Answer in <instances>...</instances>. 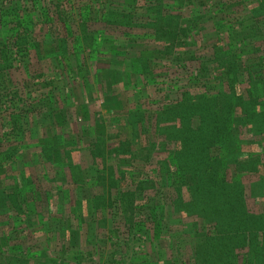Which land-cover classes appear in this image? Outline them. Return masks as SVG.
I'll use <instances>...</instances> for the list:
<instances>
[{"label": "trees", "instance_id": "obj_1", "mask_svg": "<svg viewBox=\"0 0 264 264\" xmlns=\"http://www.w3.org/2000/svg\"><path fill=\"white\" fill-rule=\"evenodd\" d=\"M3 1L7 3L0 7V16L6 15L8 21L0 23L1 33L5 24L12 25L0 38V72L15 67L13 62L25 50L34 49L38 56L43 43L31 36L37 18L41 20L38 16L33 19L36 9L46 22L52 21L47 3L30 0V6L22 0ZM120 1L88 0L84 8L89 16L94 10L89 4L100 5L95 9L101 14L97 20L109 27L129 29L121 35L123 43L121 36L104 38V30L85 32L83 23L89 17L84 19L83 15L80 33L71 35L69 21L60 17V4L53 5L51 0L58 20L64 23V36L54 37L55 52L66 56L81 44L91 46L94 40L107 39L106 47L100 42L90 51L98 54L107 48L104 51L112 72H116V65H125L147 83H152L157 67H168L173 60L195 61V66L188 70L182 65L186 71L182 80L188 83L176 98L166 103L154 101L156 106L148 109L149 97L138 99L126 115L130 132L122 134L117 147L103 135L86 141L93 146V171L102 190L104 186L116 188L115 194H107V204L122 215V224L133 236L141 232L147 240L158 241L171 224L180 225L171 234L176 244L168 248L171 257L162 264H264V0ZM190 2H194V10L184 15L181 6ZM124 5L131 6L129 11ZM50 40L53 43L52 37ZM20 97L17 89H0V108L6 107V102L17 108L14 100ZM22 111L21 107L9 113L0 109V245L11 237L8 230L13 227L12 218L20 219L12 231L18 236L37 225L27 213V198L37 208L38 197L46 196L49 202L58 191L41 182L36 167L45 155L40 147H33L34 152L30 148L31 137L36 142L38 135L32 136L29 131L33 114ZM55 117L58 125L66 120L63 114L60 120L59 111ZM73 133L77 132L70 131ZM26 145L33 152L29 154V168L20 164ZM60 145L56 154L48 156L47 170L55 174L54 157L59 154L60 163L72 174L77 166L72 164L67 145ZM108 159L115 160L117 171L107 165ZM71 181L61 185L67 191L83 188L74 178ZM27 183L32 185L25 193ZM8 184L12 185L5 188ZM96 193L70 199L68 192L65 203L85 209L84 197H90L96 217V213L100 215L96 207L101 195L105 199L102 192ZM66 220L61 213L53 228L68 231L63 227ZM101 222L97 221L98 229ZM183 240L191 243L190 252L179 251ZM11 247L15 253H25L19 242ZM173 252L184 258L174 259ZM162 258H154L152 263L159 264Z\"/></svg>", "mask_w": 264, "mask_h": 264}, {"label": "rangeland", "instance_id": "obj_2", "mask_svg": "<svg viewBox=\"0 0 264 264\" xmlns=\"http://www.w3.org/2000/svg\"><path fill=\"white\" fill-rule=\"evenodd\" d=\"M50 1L39 0V3L49 5L48 17H51L52 21L46 22L47 20L40 16L37 9L34 11L36 16L34 15L33 19H36L37 16L41 19L39 21L37 18L35 30L31 33L36 41L43 43L38 56L34 49L28 50L29 52L25 50L26 52L24 51L21 56H18L17 61L12 64L15 67L0 72V89L8 90L10 87L13 90L17 89L22 97L19 100L14 98V105L18 109L21 107L24 112L30 111L28 113L33 114L29 119L31 123H28L29 131L32 136L38 135V137L36 142L31 137L30 148L34 152L33 147H40L45 155V159L43 156L40 157L44 161H41V165H37L36 170L41 176V182L43 181L52 190H58L55 194L58 197H50L51 201L49 202H47L46 196L38 197L37 208L31 198H27V213L34 219L33 223L37 225L31 226L29 230H25L21 236H18L16 232L12 233V231L15 229L14 226L19 225L20 219L18 216L12 218L13 227L8 230L11 237L8 241L4 239L3 245H0V264L6 260L5 264H153L154 258L163 257L159 262L162 264L161 261L164 262L166 258L171 257L168 248L176 245L171 234L180 225L171 224L168 232L162 234L158 241L147 240L140 234L141 232H137L135 236L129 234L122 224V215L116 213L115 208L106 202V197L110 193L115 194L116 188L104 186L102 190L101 183L97 181L95 171H93L94 161L90 156L93 146L86 144V141L89 142L94 135H103L108 138V143H111L113 147L116 146L122 134L127 136L130 132L126 115L130 108L135 107L138 99L143 100L146 96L149 97L146 104L148 109L156 106L154 101L166 103L169 98H176L180 89L186 88V83H188L182 80V74L186 72L183 66L185 65L189 70L190 67L195 66V61L175 63L173 60L168 67H157L155 69L157 74L153 76L152 83H147L142 76L139 77L137 73L129 71V67L125 65H116V72H112L113 70L110 69L112 64L107 61L108 53L104 51L107 48H102L103 50L98 54L90 51L91 48L96 49L101 42V40L98 41L99 39L94 40L91 46L81 44L73 53H66V56L60 55L59 52H55L57 46L54 37L63 35L64 23L58 20L56 8L53 6L55 4H60V9L63 11L60 17L69 21L73 36L80 33L81 23L86 17L89 19L83 23L85 32L96 33L99 30H104V38L121 36L124 31L129 32V29L109 27L97 20L101 14L95 13V9L100 8V5L89 4L94 10L87 16L88 12L84 6L89 3L88 0H52L53 5ZM121 1L119 3H122ZM22 2L31 6L30 0H22ZM6 3V1H3V4L0 2V7ZM194 6V2H190L181 6L180 10L186 15L188 11L194 10ZM130 7L126 5V11H129ZM82 15L84 19H82ZM6 21H8L6 15L0 16V23L4 24ZM9 24L12 25L11 22H8L7 25L5 24L6 29L2 33L0 31V38L4 31H8ZM135 30L139 31L140 29L135 28ZM51 37L53 43L50 40ZM68 40L71 41V37ZM106 40H103L102 44L100 43L101 46L106 47ZM123 40L125 39L122 37V43ZM197 52L196 49L195 53ZM150 102L152 103L149 105ZM5 104L8 107L1 105L0 109L6 113L17 109L10 106L8 102ZM5 108L7 110H4ZM56 111H59L60 120H62V114L66 117L61 125L57 123ZM70 131L77 133L70 134ZM72 139L75 141L72 142ZM66 141L67 144H64ZM61 143L67 145L72 156V164L77 166V168H71L72 174L63 163H60L59 159L62 158L59 154L54 157L55 174H53L54 170H47L48 156L51 153L56 154ZM51 149L54 150L51 151ZM32 151H29L27 145L21 150L20 164L24 163L26 168H29ZM111 157L115 159L114 155ZM133 162V164L137 163ZM107 165L113 166L115 171L118 169L115 160L109 162L108 159ZM102 172L104 174L106 170L103 168ZM26 177L31 178L29 175ZM73 178L83 188H76L73 191L68 189L67 191L64 189L65 185H61V183L72 182ZM33 181L37 182L38 180L33 178ZM9 185L12 184L5 185V188ZM31 185L25 184L26 188L24 187L23 191L26 193V190L31 189ZM68 187H71V184H68ZM18 189L21 190L23 187ZM94 191L100 195L102 192L105 196L104 199L101 195L99 206L96 207L98 209L96 211H100L99 216L98 213H96V217L95 214L93 216L94 208L90 197H84L85 209L81 205L74 206V203L70 205L65 203L68 195L71 196L70 199H79L84 195L91 196ZM68 192L69 194L66 195L65 193ZM48 193L50 194V192ZM61 213L67 217L63 227L68 228V231L61 232L60 228H53L58 224L57 218ZM99 220L102 221V226L98 229L97 221ZM187 239L189 238L187 237ZM13 242H19L24 247L25 253H15L11 247ZM73 244L77 245L73 247ZM180 245L186 247L183 249L182 246L179 251L190 252L191 243H184L183 240ZM40 250L44 253L45 260L30 262L24 258H32V255L39 256ZM173 254L176 257L174 259L184 258L176 252ZM3 257L6 260H3ZM176 264H180V262L177 261Z\"/></svg>", "mask_w": 264, "mask_h": 264}, {"label": "crops", "instance_id": "obj_3", "mask_svg": "<svg viewBox=\"0 0 264 264\" xmlns=\"http://www.w3.org/2000/svg\"><path fill=\"white\" fill-rule=\"evenodd\" d=\"M35 251V250H34ZM39 254V256H36V257H34V255H32V258H30V262H36V261H38V260H42V259H44L45 260V257L43 256V254H41V250H40V253H38ZM35 259V260H34ZM39 262V261H38Z\"/></svg>", "mask_w": 264, "mask_h": 264}]
</instances>
